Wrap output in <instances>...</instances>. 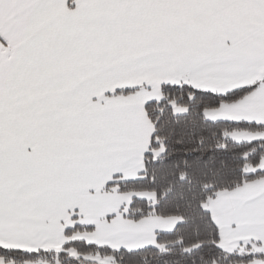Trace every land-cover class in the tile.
Wrapping results in <instances>:
<instances>
[{
    "label": "snow or ice",
    "instance_id": "obj_1",
    "mask_svg": "<svg viewBox=\"0 0 264 264\" xmlns=\"http://www.w3.org/2000/svg\"><path fill=\"white\" fill-rule=\"evenodd\" d=\"M0 264H264V0H0Z\"/></svg>",
    "mask_w": 264,
    "mask_h": 264
},
{
    "label": "trees",
    "instance_id": "obj_2",
    "mask_svg": "<svg viewBox=\"0 0 264 264\" xmlns=\"http://www.w3.org/2000/svg\"><path fill=\"white\" fill-rule=\"evenodd\" d=\"M223 173L213 174L208 173L207 175H191L189 174L188 178H185V175L179 169L176 171V174L170 178L160 177L158 178L155 188L156 191H149L146 193H151L154 195V200L159 192L160 198L163 199L164 195L168 191V185L170 182H175L179 185L180 181H185L184 183V195L182 199H177L180 196V188L178 187L173 195L165 202L162 211H172L177 205H179V210L186 215H192L195 212H198L196 207L197 202L201 198L204 199V203L200 204V207H206L208 204L210 196H216L218 191V186H222ZM189 187L191 191H188ZM131 193V192H129ZM145 193V192H140ZM158 217V216H156ZM168 217H177L178 216H168Z\"/></svg>",
    "mask_w": 264,
    "mask_h": 264
},
{
    "label": "crops",
    "instance_id": "obj_3",
    "mask_svg": "<svg viewBox=\"0 0 264 264\" xmlns=\"http://www.w3.org/2000/svg\"><path fill=\"white\" fill-rule=\"evenodd\" d=\"M158 87V84H157ZM137 130H138V135H137V140L135 142V150H134V157L139 159V154L142 152L148 145L149 143V135L152 131V125L148 123L146 119L143 118V113H139L138 117V122L136 124ZM127 175H133L134 172L129 169L126 172ZM132 193H128V195H131ZM138 195H147L149 196L152 200H154V195L151 193H137ZM119 199H127V196L121 197ZM211 200L208 201L207 206L211 205ZM179 218L177 217H166L164 219H161L160 217H153L147 221H145L146 228L145 232L146 234L150 235L151 230L153 228H160V229H170L173 224H175L178 221Z\"/></svg>",
    "mask_w": 264,
    "mask_h": 264
},
{
    "label": "rangeland",
    "instance_id": "obj_4",
    "mask_svg": "<svg viewBox=\"0 0 264 264\" xmlns=\"http://www.w3.org/2000/svg\"><path fill=\"white\" fill-rule=\"evenodd\" d=\"M221 196H222V193H220V192H218V193L216 194V197H217L218 200L221 198ZM210 203H211V205H214V204H216V201H211ZM211 205H210V206H211Z\"/></svg>",
    "mask_w": 264,
    "mask_h": 264
}]
</instances>
